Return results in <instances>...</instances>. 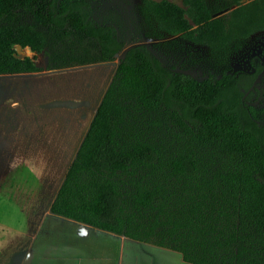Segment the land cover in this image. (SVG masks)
<instances>
[{"label":"trees","instance_id":"obj_1","mask_svg":"<svg viewBox=\"0 0 264 264\" xmlns=\"http://www.w3.org/2000/svg\"><path fill=\"white\" fill-rule=\"evenodd\" d=\"M183 3L187 10L142 0L140 12L159 31L198 44L264 29V0ZM15 47L48 49V69L123 54L51 213L178 251L191 264H264V124L246 100L264 70V45L252 71L198 79L145 44L124 50L114 25L98 23L88 0H0V74L41 70ZM145 114L217 147L231 166L209 173L191 152L165 155L139 124Z\"/></svg>","mask_w":264,"mask_h":264},{"label":"rangeland","instance_id":"obj_2","mask_svg":"<svg viewBox=\"0 0 264 264\" xmlns=\"http://www.w3.org/2000/svg\"><path fill=\"white\" fill-rule=\"evenodd\" d=\"M88 1L98 23L114 25L119 38L124 41V50L132 44H145L164 64L187 71L198 79L219 78L238 69L250 72L253 64L257 63L255 58L261 57L264 29L222 45L198 44L180 34L169 35L159 31L156 23L148 21L140 12L142 0ZM167 1L188 9L183 0ZM240 1L245 3L248 0ZM232 8L217 15L227 14ZM186 17L191 21L188 11ZM15 49L18 57H33L41 70L0 74V167L4 162L9 164L15 154L42 159L43 154L37 144L40 142L39 137L58 129L60 125L59 113L49 110L51 101L75 98L84 93H90L91 98H95L115 72L111 62L48 69V49L39 53L29 48L23 51L17 47ZM114 60L118 58L115 57ZM104 80L106 81L102 84ZM246 100L254 108L258 121L264 124V70L254 81L253 95L247 94ZM137 118H140L139 124L146 135L153 139L165 155L191 152L199 157L209 173L231 166L229 157L217 147L197 144L164 119L157 118L154 114L137 115ZM18 139L23 142L22 145ZM23 168L0 170V221L7 225L0 227V264H17L23 254L26 241L17 233V216L20 219L24 212L40 209L28 202V199L30 195L40 197L44 194L43 184L48 182L45 173L54 174L48 188L52 191L64 173L63 170H40L37 171L39 178H36L34 171L24 166ZM4 194L8 197L5 200L2 199Z\"/></svg>","mask_w":264,"mask_h":264},{"label":"crops","instance_id":"obj_3","mask_svg":"<svg viewBox=\"0 0 264 264\" xmlns=\"http://www.w3.org/2000/svg\"><path fill=\"white\" fill-rule=\"evenodd\" d=\"M118 60L97 63L111 62L115 71ZM111 80L95 98H91L90 93H84L75 98L51 101L49 110L59 113L60 125L58 129L39 137L40 142L37 144L43 158L15 154L9 164L4 162L0 167V170L6 171L24 169V166L34 171L36 178H39L37 171L40 170L64 171L53 191L48 188L54 174L45 173L48 182L43 184L44 194L40 197L30 195L28 199V202L40 209L24 212L20 219L17 216V233L26 241L17 264H191L184 261L178 251L96 229L85 223L54 215L50 211V205ZM22 143L19 140V144ZM7 198L5 194L2 195V199ZM2 226L6 227V222L0 221V227Z\"/></svg>","mask_w":264,"mask_h":264},{"label":"water","instance_id":"obj_4","mask_svg":"<svg viewBox=\"0 0 264 264\" xmlns=\"http://www.w3.org/2000/svg\"><path fill=\"white\" fill-rule=\"evenodd\" d=\"M122 56H123L122 53H121V54H120V53H117V54L115 55V57L118 58V59H120Z\"/></svg>","mask_w":264,"mask_h":264},{"label":"clouds","instance_id":"obj_5","mask_svg":"<svg viewBox=\"0 0 264 264\" xmlns=\"http://www.w3.org/2000/svg\"><path fill=\"white\" fill-rule=\"evenodd\" d=\"M83 234V233H82Z\"/></svg>","mask_w":264,"mask_h":264}]
</instances>
